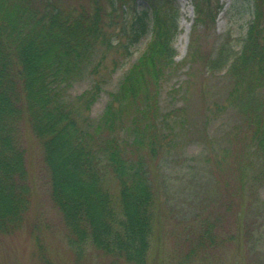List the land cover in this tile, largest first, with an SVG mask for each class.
Returning a JSON list of instances; mask_svg holds the SVG:
<instances>
[{"label":"trees","instance_id":"1","mask_svg":"<svg viewBox=\"0 0 264 264\" xmlns=\"http://www.w3.org/2000/svg\"><path fill=\"white\" fill-rule=\"evenodd\" d=\"M143 1L146 7L132 18L124 11L119 21L124 0H109V7L104 0H0L1 233L21 224L29 208L19 132L27 118L43 144L53 202L76 242L92 243L115 258L125 256L128 263H144L155 206L153 184L147 162L127 151L132 140L134 145L142 142L135 138L139 130L128 129L114 112L117 104L136 115L156 110L148 101L145 110L141 107L143 72L150 67L158 78L168 74L164 68L174 65L180 27L175 0ZM253 1L252 19L236 46L226 39L212 55L193 50L191 56L203 59L207 70L232 77L231 106L251 127L264 161V0ZM197 14V24H203L202 8ZM206 14L214 22L217 12ZM148 38L110 93L103 114L91 118L88 111L101 84L96 81L81 97L70 95L73 85L89 68L98 74L108 54L129 57ZM109 175L120 182L118 200L104 186Z\"/></svg>","mask_w":264,"mask_h":264},{"label":"rangeland","instance_id":"2","mask_svg":"<svg viewBox=\"0 0 264 264\" xmlns=\"http://www.w3.org/2000/svg\"><path fill=\"white\" fill-rule=\"evenodd\" d=\"M175 1L180 33L174 65H162L168 73L162 79L148 67L141 81L142 109L148 101L156 110L136 115L117 104L114 112V118L128 129L139 130L135 138L142 142L134 145L132 140L127 151L147 162L153 184L155 206L143 264H264V161L251 127L231 106L232 77L207 70L203 59L191 56L193 50L212 55L226 39L236 46L246 34L255 2ZM104 4L109 7V0ZM147 4L124 0L117 20L123 19L126 10L132 18ZM197 6L202 8L203 24L196 22ZM213 12H217L214 22L206 14ZM148 40L129 57L108 54L98 74L89 68L73 85L70 95L81 97L96 81L101 84L100 95L88 111L91 118L103 114L110 93L118 89ZM19 132L26 154L29 208L21 224L0 232V264H133L125 256L107 255L92 243L76 242L53 202L43 144L27 118ZM104 186L119 199V180L109 175Z\"/></svg>","mask_w":264,"mask_h":264}]
</instances>
